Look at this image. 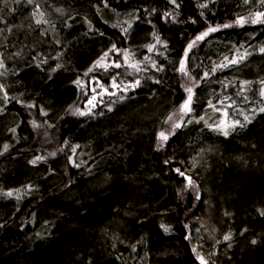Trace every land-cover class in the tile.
<instances>
[{
	"label": "trees",
	"instance_id": "16d2710c",
	"mask_svg": "<svg viewBox=\"0 0 264 264\" xmlns=\"http://www.w3.org/2000/svg\"><path fill=\"white\" fill-rule=\"evenodd\" d=\"M26 7L40 23L24 24ZM259 13L264 0H0V264H264ZM182 60L198 80L192 119L167 144L159 127L188 94ZM148 74L160 82L145 98ZM158 94L165 106L149 104ZM128 96L148 104L125 109ZM42 125L71 142L33 146Z\"/></svg>",
	"mask_w": 264,
	"mask_h": 264
},
{
	"label": "bare ground",
	"instance_id": "6f19581e",
	"mask_svg": "<svg viewBox=\"0 0 264 264\" xmlns=\"http://www.w3.org/2000/svg\"><path fill=\"white\" fill-rule=\"evenodd\" d=\"M87 5L90 6L89 4H87ZM104 13L102 12V17L106 18V20H108L110 22V24H115L113 18H115L116 16H119L120 15L118 13V10L117 9L112 11L111 8H109L108 10H106ZM36 14H37L36 13V9H34L33 7H31V8L26 7L24 9V11H23V18L25 20V23L24 24L26 26H30V25H32V23H35L38 20V18L36 17L37 16ZM242 21H244V20H242ZM19 55H20L19 58H21L22 57V54H19ZM13 61H15V60H13ZM183 61H184V70H190L189 62L187 60H183ZM174 63L175 64L177 63V64L173 68H176V69H179L180 70L181 69V61H176ZM165 65H167V66L170 65V60L169 59L167 60V58H166ZM11 75L12 76H9L10 79H12V77L15 78V76L17 75V70L14 67V64L11 66ZM145 78H146L147 82L143 85V87H145L148 90L147 96L145 97V98H147L152 93L150 91H152L154 89L155 90L157 89L156 88V84H159L160 79H159L158 76H156L154 74H148L147 76H145ZM192 79H193L191 81L192 82V85H193V89L192 90H196L197 89L198 80L195 79V78H193V76H192ZM182 85H183V83H182ZM188 85L189 84H187L186 87H188ZM186 87L183 88V91L185 93H187L185 91ZM138 88L139 87H137V89ZM7 92H8V89H7ZM116 92L117 91H114V89L99 88L96 85L92 84L89 93H92L93 95L96 94L98 97H101V99H110V98L113 97L114 94H117ZM89 93H88V95H89ZM157 96L158 97H157L156 101H153V98H149L148 99V100H150V101H148L150 105L153 104V103H155V104H158V103L161 104L162 103L164 105V102H162L161 96L159 94ZM129 97L130 96H128L129 101L126 102V108L125 109H127L129 107H132V106H137L136 108H138V109L140 108L141 109L142 108V104H145V103L148 104V102H144L145 101V98H143V97H132V98H129ZM150 97H152V96H150ZM187 98H188V94L186 96V100H187ZM87 99H88V97H87ZM158 100H159V102H158ZM8 102H9V98H7L6 91L4 93L1 90L0 91V107L4 106L6 104L8 105ZM87 102H89L88 104H91L92 105L93 102H94V100H92L91 97H90V99ZM172 107L173 106L170 105L169 110H168V112H170V111L173 110V112L169 116V117H171V120L168 117V119L166 121H164L163 123H161V125L159 127V130H158V134H160L161 132H164L165 135H167V137H168V139L166 140L167 141V144L175 136L176 131L179 128V127H175V124L180 123V125L182 126L184 122L191 121V119H192L191 116H190V114L187 113V110L186 109L185 110H181V107H180L178 110L177 109L174 110V107L173 108ZM132 112L136 116V120L139 123V121H141V119L139 117V114H140L139 111H137L136 109H134V110H132ZM181 112L183 114L186 113V115H189L188 118L185 121L181 120L180 117H179V114ZM146 121L147 120L141 121V123H139L140 126H144V127L151 128V125L153 123L152 122H149V121L146 122ZM188 123H190V122H188ZM157 125H159V124H157ZM42 126L45 129H43L39 133H35V135H33L32 141H30L33 144V146H38L39 147L43 143H45V144H48V142H52L53 143V142H56V140H58V143L60 145H64L65 143L67 144V143L71 142L69 140V139H71V136H72L71 135L72 132L70 131V129H67L65 131V130H59V128L57 127L55 130L54 129L52 130L51 127H49V128L46 129L47 125H42ZM79 148H80V146H79ZM82 150H84V147H82ZM74 162H75V160L72 159V163H74ZM70 163H71V161H70ZM80 166H82L81 163L80 164H76L75 165V168L82 169L85 165H83L82 167H80ZM78 167H80V168H78ZM187 172L188 171L187 170H184V169L183 170L179 169V171H178L180 177L185 180L186 185L187 186H190L193 183H195V181H194L193 176L190 175ZM180 173H183L184 175H181ZM189 179L192 181L191 184H189ZM184 191L186 192V187H185ZM194 205L196 206V202H194ZM191 224H193V223L191 222ZM182 226L184 227V229H186L188 227V225H185V224H183ZM218 252H219V249L218 248H216L215 250L213 248H211L210 250H207L206 251L207 255L206 254L205 255L209 258V260H211L214 257L212 255H214V254H216ZM196 254H198V253L196 252ZM197 256H198V258L202 257L203 260L205 261V264H208V260L205 258V256H201L200 254H198ZM199 261L201 262L200 259H199Z\"/></svg>",
	"mask_w": 264,
	"mask_h": 264
},
{
	"label": "snow or ice",
	"instance_id": "6c2138e0",
	"mask_svg": "<svg viewBox=\"0 0 264 264\" xmlns=\"http://www.w3.org/2000/svg\"><path fill=\"white\" fill-rule=\"evenodd\" d=\"M170 2L173 3L174 5L176 4V0H170ZM176 6L178 7L179 5H176ZM202 7H203V5H202ZM165 15L167 16L168 13H165ZM258 15H260V16H264V13H259ZM40 22H41L40 20H37V23H40ZM253 22L255 23L256 21H253ZM227 26H228V25H225V27H227ZM129 27H131V25H129ZM215 30H216V29H214V28H209V29H208V32L215 31ZM125 31H126V30H125ZM208 32H204V33H202L200 36H197V37H196V40H202L205 36L208 35ZM193 43H195V41H193ZM192 46H193V44H189V45H188V48L191 49ZM261 51L264 52V49H261ZM17 55H19V53H17ZM105 55H107V54H105ZM185 56H187V52H185ZM234 62H235V61H233V63H234ZM97 63H99V62H97ZM2 67H4V62H3L2 59H0V68H2ZM116 67H120V65L117 64ZM180 70H181V71L184 70V61H183V60L181 61V69H180ZM89 71H91V69H89ZM0 75H3V73H0ZM185 75H187V73H185ZM205 75H207V73H206ZM137 83H138V81H137ZM2 88H3V85H0V90H2ZM185 91L188 93V98H187V100L185 101V103L181 105V110H185V109H186V110H187V113H190V112L192 111V109H191L190 106H189V105H190V102H191V100H192V87H190V86H189V87H186ZM260 94H261L262 97H264V88H262V89L260 90ZM260 111H261V112H264V108H261ZM169 119L171 120V117H169ZM201 119H202V118H201ZM244 119H245L246 122H250L248 116H245ZM188 122H191V121H188ZM236 123H239V121H237ZM180 126H181L180 123L175 124V127H180ZM227 134H228V133L225 131V132H224V135H227ZM159 135H160V138H161L162 140H164V141H166V140L168 139L167 135H165L164 132H161ZM5 148H7V145H5ZM177 171H179V169H177ZM180 174H181V175H184L183 173H180ZM191 183H192V181L189 179V184H191ZM8 195H12V193H8ZM262 214H264V213H262ZM165 230H167V229H165ZM224 239H225V240H229V239H230V236H225ZM252 243L255 244L256 241L253 240ZM199 259L201 260V264H205V261L203 260L202 257H200Z\"/></svg>",
	"mask_w": 264,
	"mask_h": 264
},
{
	"label": "rangeland",
	"instance_id": "374dc122",
	"mask_svg": "<svg viewBox=\"0 0 264 264\" xmlns=\"http://www.w3.org/2000/svg\"><path fill=\"white\" fill-rule=\"evenodd\" d=\"M259 16H260V15H259ZM184 71L187 73V79H188V80H187V83L185 84V87H186L187 84H189L188 87L190 86V87H192V89H193V85H192V82H191V81L193 80V79H192V75H191V73L189 72V70H184ZM193 91H194V90H192V93H193ZM189 106H190V108H191V104H190ZM190 113H191V112H190ZM190 113H188V114H190ZM179 117H180L181 120L184 121V116H182V115L179 114Z\"/></svg>",
	"mask_w": 264,
	"mask_h": 264
}]
</instances>
